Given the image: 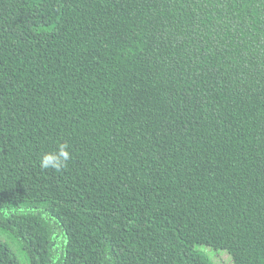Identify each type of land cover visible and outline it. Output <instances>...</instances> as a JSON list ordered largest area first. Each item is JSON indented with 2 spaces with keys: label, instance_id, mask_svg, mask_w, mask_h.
I'll return each mask as SVG.
<instances>
[{
  "label": "trees",
  "instance_id": "16d2710c",
  "mask_svg": "<svg viewBox=\"0 0 264 264\" xmlns=\"http://www.w3.org/2000/svg\"><path fill=\"white\" fill-rule=\"evenodd\" d=\"M197 246L264 264V0H0V264Z\"/></svg>",
  "mask_w": 264,
  "mask_h": 264
},
{
  "label": "clouds",
  "instance_id": "9594fccd",
  "mask_svg": "<svg viewBox=\"0 0 264 264\" xmlns=\"http://www.w3.org/2000/svg\"><path fill=\"white\" fill-rule=\"evenodd\" d=\"M69 145L57 143L53 150L45 151L39 159V167L42 170H53L60 172L67 167L70 160Z\"/></svg>",
  "mask_w": 264,
  "mask_h": 264
},
{
  "label": "rangeland",
  "instance_id": "374dc122",
  "mask_svg": "<svg viewBox=\"0 0 264 264\" xmlns=\"http://www.w3.org/2000/svg\"><path fill=\"white\" fill-rule=\"evenodd\" d=\"M11 246L13 250L19 254L16 243H12ZM196 248L199 252H202V254L206 256L210 264H233L230 256L224 251L214 250L205 246H197Z\"/></svg>",
  "mask_w": 264,
  "mask_h": 264
}]
</instances>
